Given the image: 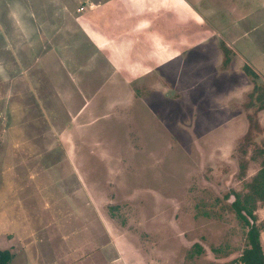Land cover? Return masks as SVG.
<instances>
[{"label": "rangeland", "instance_id": "374dc122", "mask_svg": "<svg viewBox=\"0 0 264 264\" xmlns=\"http://www.w3.org/2000/svg\"><path fill=\"white\" fill-rule=\"evenodd\" d=\"M182 1L213 31L149 73L131 69L188 26L170 16L161 28L176 0L128 22L118 63L58 3L24 0L22 16L0 5V250L12 264H241L234 193L253 195L264 165V0ZM253 204L264 250V200Z\"/></svg>", "mask_w": 264, "mask_h": 264}, {"label": "crops", "instance_id": "0c3cea01", "mask_svg": "<svg viewBox=\"0 0 264 264\" xmlns=\"http://www.w3.org/2000/svg\"><path fill=\"white\" fill-rule=\"evenodd\" d=\"M2 1L3 2H0V5H5L4 13H6L8 5H13L16 14L19 13L21 14L20 16H22V2H24V0H15V2H8V0ZM68 1L69 2H67V0H26V2H32L35 4H38L39 2L58 3V6H60L63 11L69 15H64V12L62 11V16L68 17L70 21L77 24L81 36L88 39L90 38L92 40V42H90L91 46H94L104 55H110L111 59L109 60H115L116 63H118V59L112 58V56H117L115 51V48L117 47L116 40H119L124 36L127 37V35H124L123 33L124 30L129 27L128 22L130 20L138 24L155 22L154 18L150 19L148 17L147 14L149 13V10L146 9H149L150 6L146 4H150L149 2H156V0H85L86 2H77L78 0ZM181 2L184 1L181 0ZM181 2H179V0H176V2H170L168 5L166 18L163 15L165 11L160 12L159 17L161 22L163 21L161 28H163L164 23L171 21L170 16L175 17L176 20H184L188 26L186 28L179 26L177 33L169 31L170 36H172L174 39H169V37H166L167 47H158L159 45L157 43L158 50L151 49L148 53L147 51H144L147 53L148 57L143 62V66H141L142 63L141 65L136 64V68L131 69L132 71H145L149 73L151 71V66H155L153 63L154 61H158L157 64H159V67L162 65V63L165 64L168 61H173L176 63L174 58L167 56H173L174 52H177L174 55H180L183 53L186 55V51L198 43L197 38L199 35L201 36L207 33L211 34L213 30L208 29L209 21H204V19H206L204 16V11L199 9L198 2ZM108 22H110V25H108ZM239 22L242 23L243 19ZM148 29L149 31H152L153 26L149 25ZM241 35H243L242 32ZM149 36L154 35L150 33ZM155 38L160 40V37ZM170 40L173 42L171 46L172 49L170 48ZM181 46H184L185 50H179V47Z\"/></svg>", "mask_w": 264, "mask_h": 264}, {"label": "trees", "instance_id": "16d2710c", "mask_svg": "<svg viewBox=\"0 0 264 264\" xmlns=\"http://www.w3.org/2000/svg\"><path fill=\"white\" fill-rule=\"evenodd\" d=\"M245 69L247 72H250L248 66H245ZM251 187L254 193L253 195L241 197L240 194L234 193L235 200L232 207L237 217L243 221L248 228L247 246L239 255L237 261L241 264H264L261 230L257 225L253 210V200L255 196L260 200H264V165L255 176ZM12 260L13 254L9 250H0V264H12Z\"/></svg>", "mask_w": 264, "mask_h": 264}]
</instances>
